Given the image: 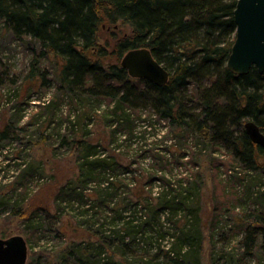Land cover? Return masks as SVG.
<instances>
[{
    "label": "trees",
    "instance_id": "16d2710c",
    "mask_svg": "<svg viewBox=\"0 0 264 264\" xmlns=\"http://www.w3.org/2000/svg\"><path fill=\"white\" fill-rule=\"evenodd\" d=\"M237 2L0 0L4 31L31 45L27 77L37 71L36 61L54 60L59 92L22 126L21 108L0 111V157L12 156L6 147L16 135L51 139L54 149L76 155L74 174L54 173L61 176L47 189L55 215L42 202L25 204V190L23 202L15 200L16 191L45 168L34 158L11 157L18 159V174L12 193L0 188V206L23 220L29 240L48 230L71 238L56 254L27 264H204L205 229L213 243L211 264H264V149L245 129L252 120L264 133V72L253 67L241 75L227 67ZM119 22L130 32L120 36ZM103 31L113 37L115 63L107 61L110 40L101 42ZM141 47L169 70L166 84L132 77L122 66L124 54ZM66 96L75 112L58 111ZM59 113L64 122L51 130ZM94 119L112 129L103 147L91 139ZM158 122L167 128L159 131ZM198 147L210 155L212 179V205L203 214L204 176L174 173L196 163L192 148ZM122 151L131 156L129 164L120 160ZM241 180L257 190L235 192ZM65 209L71 219L62 222ZM226 216L244 235L233 248L225 237L234 230L221 225Z\"/></svg>",
    "mask_w": 264,
    "mask_h": 264
},
{
    "label": "rangeland",
    "instance_id": "374dc122",
    "mask_svg": "<svg viewBox=\"0 0 264 264\" xmlns=\"http://www.w3.org/2000/svg\"><path fill=\"white\" fill-rule=\"evenodd\" d=\"M119 25L120 27L117 31L120 36H123L126 32H130V28L127 25L122 24L121 22H119ZM105 39L110 40V45L106 46L105 51L112 57H109L107 61L115 63L117 62L115 56L118 51L114 46L113 37L108 35L107 32L103 31L102 33H100V40L102 43H106ZM29 46L31 45H28L23 41L15 39L11 33L4 31L0 21V111L6 113L12 108V106L21 108L24 117L19 123L20 126H22V124L28 121L32 113H35L37 112V110H40L41 106H43L45 103H48V101L55 94L59 93L57 89L58 80L56 76V70L58 65L56 61L50 59L36 61L35 67L37 71L34 73L33 76L27 77L33 67V52ZM39 69L41 71H38ZM43 69L44 71H42ZM38 72H44L46 74V79L43 80ZM13 80L17 82L12 83ZM70 103V98L68 96H66V98L64 97L63 104L59 107L60 109L58 111L64 112L72 109V111L75 112L76 109ZM62 122L64 121L61 117V113H59L57 117L53 119V123L51 124V130H53V126L57 127V125H61ZM92 123L93 124L90 125L91 130L93 131L91 139L94 141L95 144H98L99 146L103 147L105 139L109 141L111 140L110 133L112 129H110V127L107 126L105 122H102L100 119H94ZM164 124V122H158L157 128L159 131L163 129L165 130L167 128V126H164ZM64 128L65 127H63L62 129ZM30 131L29 134H31ZM42 140V138H38L35 135L32 137H24L23 135L18 137V135H16L12 142L7 143L10 145L6 147V150H9L8 154L10 153V155L12 156L17 155L19 159H22L20 157H23L26 160L34 158L37 164L43 165V167L45 168V171L38 172L35 175L36 177H34L32 181L27 183L26 187L23 185L21 189L19 188V190L16 191V193L14 194L15 200L16 198H19V201L23 202L22 197L24 194L22 192L23 190H25L27 192V196L24 200L25 204L31 202L32 200L34 202H42L44 206L51 208V213L55 215L57 212H55V210L53 209V198L52 194L49 193L50 191H48V188H54V185L61 176L54 175V173L57 174L56 172L61 171L60 174H67L69 172L70 173L68 175L74 174L76 170V155L73 154L71 151L68 154L66 153V151L54 149V147L50 145L51 139L46 142H43ZM109 147L111 148L109 149V151L114 149V146L112 145H110ZM199 148L200 147L192 148L196 151V163L188 164L187 166L182 165L176 167L174 169V173L189 174L190 171H193L199 172L202 176H204L203 183H205V185L203 184L204 188L202 189V191L205 197L203 200L204 209L201 213L203 214V212L205 210L208 211L207 208L212 205V179L210 165L207 162L208 159H210V155H208L207 153H202ZM121 153L122 154L119 157L120 160L125 164H129L131 162V156H129V154L127 153H124L123 151ZM213 155L219 156L218 154ZM12 156L8 157V161H3L2 157H0V166H4L5 164H11V166L9 167V171L0 172V188L4 186L2 189V193L6 194L12 193L9 190L13 185V183L11 182L15 180V176L18 174V167H16L17 164L15 163L16 161H18V159H16V161L12 160ZM143 166L144 168H150L147 162L143 163ZM5 172L8 177L4 176ZM244 174L245 173L243 171L242 175ZM220 177L226 180L228 176L225 171H221ZM234 185L235 186H233V190L235 192H237V190L246 191L247 187L248 189H250L251 192H255L257 190L256 186L250 187L249 182L247 180H241L240 182L234 183ZM234 191L233 193H235ZM39 202L37 204H39ZM5 208V206H0V237L9 238L14 235L23 236L27 241L29 248L28 263L32 262L33 259L36 262H40L41 259L43 260L48 255L56 254V250L58 248L70 242V237H65L49 230L45 232L42 236L40 235L41 238L37 237L38 234H34V236H32V239L29 240L25 232L26 227L23 220H21L18 216L10 212L9 209L6 211ZM238 210L240 209L236 207L235 213H237ZM61 216H63L62 222L70 220V209H65V211L62 212ZM232 216L236 215L233 213ZM234 221L235 220L233 217L226 216V219H224L221 223L224 229L225 227H227L232 228V230L235 231H232L233 234L229 233V238L227 236L225 237L227 239V243L229 242L228 244L232 248L237 245L238 241L241 240V238L244 236L242 232L238 233L239 230H236L237 228H235L233 225ZM69 225L70 224H67L65 228L68 230L70 235L72 231ZM205 231V236L207 240H205L204 242L205 249L203 252V261L204 264H211V258L208 254L209 249L212 247L213 243L210 241V230L205 229ZM217 237L223 238L221 237V235H218ZM168 241L166 240L164 244H167ZM221 244H224V242H219L216 246L220 247ZM253 262L254 261H252V263Z\"/></svg>",
    "mask_w": 264,
    "mask_h": 264
},
{
    "label": "water",
    "instance_id": "95a60500",
    "mask_svg": "<svg viewBox=\"0 0 264 264\" xmlns=\"http://www.w3.org/2000/svg\"><path fill=\"white\" fill-rule=\"evenodd\" d=\"M236 38L227 67L238 74H246L253 67L264 72V0H238L234 10ZM122 66L135 78H146L157 85L169 81L170 72L147 47L126 52ZM251 140L264 149V133L252 120L245 124ZM29 248L21 235L0 237V264H27Z\"/></svg>",
    "mask_w": 264,
    "mask_h": 264
}]
</instances>
